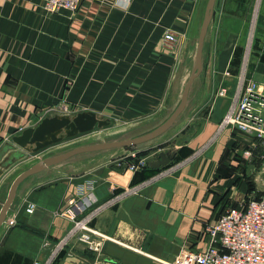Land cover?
<instances>
[{
    "label": "crops",
    "instance_id": "0c3cea01",
    "mask_svg": "<svg viewBox=\"0 0 264 264\" xmlns=\"http://www.w3.org/2000/svg\"><path fill=\"white\" fill-rule=\"evenodd\" d=\"M207 1L82 0L76 12L49 13L41 0H0V147L65 110L121 121L170 116L194 68ZM255 6L256 0H217L202 72L173 125L178 130L145 156L148 167L132 172L116 161L86 169L67 160L19 185L0 228V264L45 258L72 226L59 213L90 192L101 204L113 195L111 185L114 194L142 188L91 222L108 237L101 254L74 243L55 264H167L184 247H206V226L244 208L258 190L255 164L240 154L245 135L220 130L230 99L218 96L222 87L235 90ZM168 30L178 35L174 50L163 42ZM248 76L264 85V0ZM160 152L170 162L156 169L150 162ZM32 155L0 177V209ZM29 203L36 205L31 214Z\"/></svg>",
    "mask_w": 264,
    "mask_h": 264
},
{
    "label": "built area",
    "instance_id": "2783aa9c",
    "mask_svg": "<svg viewBox=\"0 0 264 264\" xmlns=\"http://www.w3.org/2000/svg\"><path fill=\"white\" fill-rule=\"evenodd\" d=\"M82 0H41L44 9L49 13L61 10L76 12ZM262 0H256L255 10L250 22L245 44V52L240 73L236 79L235 90L229 94L226 87L218 91V96L229 97L230 106L220 124V130L232 127L245 135L247 145L241 150L242 156L254 163L257 185L261 187L248 199L244 208H230L215 222L205 228L206 247L194 250L184 247L171 262L167 264H264V85L249 78L254 42L257 34L259 10ZM178 41L177 32L168 30L163 42L174 50ZM229 75V73H227ZM137 161L126 163L127 168L136 172L148 164L147 157L131 154ZM259 164V165H258ZM93 187V186H91ZM142 185L124 188L114 194L115 187L110 186L113 194L101 204H95L93 192L80 196L59 214L72 222L70 229L49 246V253L43 259L32 264H55L64 251L73 253L74 243H82L89 250L101 254L107 236L91 226V222L101 211L115 205L124 198L136 195ZM36 205L29 203L27 213H33Z\"/></svg>",
    "mask_w": 264,
    "mask_h": 264
},
{
    "label": "water",
    "instance_id": "95a60500",
    "mask_svg": "<svg viewBox=\"0 0 264 264\" xmlns=\"http://www.w3.org/2000/svg\"><path fill=\"white\" fill-rule=\"evenodd\" d=\"M216 3L217 0L207 1L198 36L194 68L185 86L181 100L172 114L156 128L142 135L125 140H113L81 145L57 155L47 156L28 167L14 178L9 187L6 200L0 209V228L6 220L7 213L14 202L19 185L28 177L82 153L130 147L150 142L173 127L178 117L187 106L189 93L194 80L202 72L205 41L214 17ZM110 123L111 120L109 118H100L92 111L79 112L73 116L60 114L47 115L37 126L24 129L21 134L14 136L10 142H6L0 147V177L13 164L25 159L28 153L41 152L52 145L62 142L65 138H74L79 134L91 132L96 127L104 128L109 126ZM169 162L170 158L166 152H160L157 156L151 158L150 165L159 169L165 167Z\"/></svg>",
    "mask_w": 264,
    "mask_h": 264
},
{
    "label": "rangeland",
    "instance_id": "374dc122",
    "mask_svg": "<svg viewBox=\"0 0 264 264\" xmlns=\"http://www.w3.org/2000/svg\"><path fill=\"white\" fill-rule=\"evenodd\" d=\"M197 43H198V39H197ZM196 49H197V44H196ZM65 113H70V112H67V110H65V112L61 113L60 115H73V114H65ZM167 118H162L154 115V116H149L147 118H142L137 121L111 120L110 125L107 127L104 128L96 127L91 132L85 134H79L74 138H65L62 142L46 150H43L38 153H34V155L29 157L30 160L28 162V166L27 165L25 166V169L30 167L29 164L36 163L47 156L57 155L59 153L65 152L67 150H70L72 148L81 145L113 141V140H125L142 135L156 128L158 125L162 123L163 119L165 121ZM176 130H178V128L173 127L172 129L168 130L166 133L159 136L158 138L140 145L122 147V148L121 147L113 148V149H108L106 151L86 152L80 155H76L69 160H71L70 163L72 164H83V166L86 167V169H88L89 166L94 167L99 164L102 165V164L116 163V161L118 162L121 160L125 161L128 156L132 157L131 154L133 153H137L138 156L140 152H144V151L149 152L150 150H153L155 145L159 144L163 140H166ZM140 157H145V156H140ZM257 170L258 168L256 169V171ZM262 176L264 179V175ZM261 186L262 185L260 182L258 184V187Z\"/></svg>",
    "mask_w": 264,
    "mask_h": 264
},
{
    "label": "trees",
    "instance_id": "16d2710c",
    "mask_svg": "<svg viewBox=\"0 0 264 264\" xmlns=\"http://www.w3.org/2000/svg\"><path fill=\"white\" fill-rule=\"evenodd\" d=\"M147 154H148V151H147V152L144 151V152H140V153L138 154V156H139V157H140V156H146ZM240 154L242 155V152H241ZM135 161H137V160L134 159V158H132V157H129V156H128V157L126 158V160H125L126 163L135 162ZM148 165H149V163H148L146 166L140 168L139 170H141V169H143V168H145V167H148ZM258 165H259V164H258ZM139 170H137V171H139ZM137 171H136V172H137ZM249 186H250V189L253 190L254 187H255V184L252 183V182L250 181V182H249Z\"/></svg>",
    "mask_w": 264,
    "mask_h": 264
},
{
    "label": "bare ground",
    "instance_id": "6f19581e",
    "mask_svg": "<svg viewBox=\"0 0 264 264\" xmlns=\"http://www.w3.org/2000/svg\"><path fill=\"white\" fill-rule=\"evenodd\" d=\"M102 151H105V150H102Z\"/></svg>",
    "mask_w": 264,
    "mask_h": 264
}]
</instances>
